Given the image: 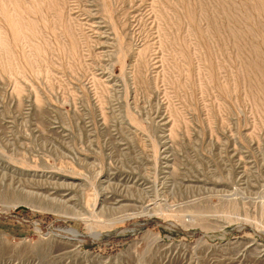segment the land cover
Wrapping results in <instances>:
<instances>
[{"label":"rangeland","instance_id":"374dc122","mask_svg":"<svg viewBox=\"0 0 264 264\" xmlns=\"http://www.w3.org/2000/svg\"><path fill=\"white\" fill-rule=\"evenodd\" d=\"M263 176L264 0H0V264H264Z\"/></svg>","mask_w":264,"mask_h":264},{"label":"bare ground","instance_id":"6f19581e","mask_svg":"<svg viewBox=\"0 0 264 264\" xmlns=\"http://www.w3.org/2000/svg\"><path fill=\"white\" fill-rule=\"evenodd\" d=\"M264 177V176H263ZM161 188V187H160ZM160 188L158 189V190H160ZM95 190V189H94ZM235 190H237V189H235V188H232V190L230 189V192L227 194V196H228V198H231V196H235L236 195V192H235ZM99 191V190H98ZM104 196V195H103ZM260 197L257 199V200H259V203L260 204H263L264 203V190L260 193V195H259ZM156 197V196H155ZM158 197H159V195H158ZM154 198V197H153ZM89 199H90V197H89ZM94 199H96V198H94ZM100 199H101V197H100ZM102 199H105V196L104 197H102ZM152 199V198H151ZM155 199V198H154ZM244 197H242V196H240V197H236L235 196V200H233L234 201V203L235 202H243L244 203ZM256 199V198H255ZM165 200L166 199H161V200H154L153 201V199L152 200H148L146 203H144V204H141V206H140V209L138 210V212H134V214H143V212H148V211H150L149 209H151V208H153V207H155V206H158L160 203H163V202H165ZM161 201H163V202H161ZM96 204V202H94V204H93V206ZM258 205V204H257ZM260 206V205H259ZM263 206V205H262ZM169 210V209H168ZM134 211V210H133ZM151 211H152V209H151ZM132 213V212H131ZM149 213V212H148ZM78 216V215H77ZM85 216H87V215H85ZM129 216V215H128ZM136 216V215H135ZM171 216V215H170ZM93 218V217H92ZM80 219L84 222V224L87 222H90V219H88V218H86V217H83V216H81L80 217ZM116 219V218H115ZM122 219V218H121ZM120 219V220H121ZM91 223V222H90ZM96 223H99V221H97V222H95V224ZM52 235H55V236H58V237H60V236H62V235H65V236H73L74 238L76 237L77 239L78 238H80V237H84L83 235L84 234H80V233H78V232H76L75 230H73V229H66V230H61V229H54L52 232ZM93 235V234H92ZM158 236V235H157ZM70 243H72V244H74L73 242H70ZM159 246V245H158ZM261 252V251H260ZM240 260V259H239ZM239 260H238V262H239Z\"/></svg>","mask_w":264,"mask_h":264}]
</instances>
